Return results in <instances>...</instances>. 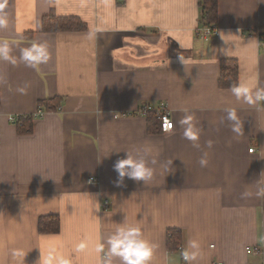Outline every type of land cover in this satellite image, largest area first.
I'll return each instance as SVG.
<instances>
[{"label": "crops", "instance_id": "crops-1", "mask_svg": "<svg viewBox=\"0 0 264 264\" xmlns=\"http://www.w3.org/2000/svg\"><path fill=\"white\" fill-rule=\"evenodd\" d=\"M0 5V41L18 60L0 59V264H103L96 243L122 223L158 245L152 264H185L181 253L192 238L202 246L197 264H264V102L231 92L235 84L264 87L255 34L264 30V0H218L217 32L208 37L198 35L200 0ZM47 15L76 17L86 28L44 32ZM37 41L50 59L30 68L19 62L20 49ZM224 60L238 65L235 78L222 79ZM54 97L59 110L36 118L30 132L9 121ZM162 102L172 111L170 132L131 114ZM226 108L237 110L240 134L223 119ZM186 114L195 117L199 147L178 123ZM145 143L158 153L152 179L125 177L117 186L115 161ZM42 218L54 229L43 230ZM174 231L181 243L170 249Z\"/></svg>", "mask_w": 264, "mask_h": 264}, {"label": "clouds", "instance_id": "clouds-1", "mask_svg": "<svg viewBox=\"0 0 264 264\" xmlns=\"http://www.w3.org/2000/svg\"><path fill=\"white\" fill-rule=\"evenodd\" d=\"M3 5H0L2 8ZM5 26V20L0 18V27ZM12 48L7 40L0 41V59L8 61L13 66L18 63L17 57L11 55ZM50 59L48 46L46 43L33 42L29 46L20 49L19 62L24 63L27 67L36 68L41 64H46ZM21 94H26L27 85L18 89ZM232 94L239 100L248 104H259L264 102V87L255 84H235L231 87ZM226 119L231 124V130L240 134L241 120L237 115L235 108H226ZM223 119L221 122L223 123ZM194 115L186 114L178 123L186 126L184 129V138L194 142V147H199L195 142L198 140L199 129L194 123ZM171 125L169 124V129ZM212 141H208V147H212ZM120 152V151H115ZM125 156L115 161L114 171L118 178L117 186L123 184L124 178L127 177L134 181H143L144 183L152 179L155 169L153 165L157 164L153 148L145 143L141 146L133 145L129 150L124 151ZM112 153V152H111ZM207 153L201 157L199 163L201 167L208 165ZM246 195V194H245ZM83 247V245H81ZM158 245L145 238L141 227L120 224L115 231L104 241H97L95 252L104 253L103 264H113V259L117 258L120 264H152L153 256ZM107 249V250H105ZM202 253L201 241L199 238L189 239L187 246L182 250L181 256L185 264H197ZM17 254L14 252L13 256Z\"/></svg>", "mask_w": 264, "mask_h": 264}, {"label": "trees", "instance_id": "trees-1", "mask_svg": "<svg viewBox=\"0 0 264 264\" xmlns=\"http://www.w3.org/2000/svg\"><path fill=\"white\" fill-rule=\"evenodd\" d=\"M201 7V16L200 23L203 26H210L212 28H217L218 25V0H200ZM86 28V25L76 17H61V16H44L42 19V31L44 32H61V31H72V30H83ZM261 39L263 38V31H258L255 33ZM234 68H230V60H224L223 63V80L233 79L237 76L238 65L234 63ZM236 73L233 74V72ZM1 103V98H0ZM61 99L58 97L48 98L41 100L39 102V108L46 112L59 110V104ZM150 122H154V130L161 131V124L155 113H150L147 116ZM35 120L34 115H21V122L18 125L20 132H30L33 127V121ZM149 122V124H150ZM151 126V125H150ZM153 127V126H152ZM51 223L50 221L48 224ZM44 219H41L40 226L43 227V230L54 229L53 226H44ZM179 234L174 231L171 233L170 238L168 239V246L170 249H176L180 245Z\"/></svg>", "mask_w": 264, "mask_h": 264}, {"label": "built area", "instance_id": "built-area-1", "mask_svg": "<svg viewBox=\"0 0 264 264\" xmlns=\"http://www.w3.org/2000/svg\"><path fill=\"white\" fill-rule=\"evenodd\" d=\"M262 31H263V38L261 39L258 35L257 36L260 39V45L264 47V30ZM216 32H217L216 28H212L210 26H203L198 30V35L202 37H208V36L216 34ZM152 112L155 113L156 116L158 117L160 124H161L162 132H170L174 129L175 123L173 120L172 111L169 108L168 104L165 102L160 103L159 106L157 107H154L149 103H142L140 107H138V109L131 114L136 115V116L147 117ZM44 114L45 112L42 111L40 108H38V111L33 115H34V118L36 119V118L42 117ZM8 119L10 122L15 123L17 125H19L21 122V116L10 115ZM169 124L171 125L170 129H169ZM1 136L2 135L0 131V140H1ZM253 150L254 148H250V152H253ZM94 181H96L95 178H91L89 180V182H94ZM100 205L103 209H108L110 206V202L108 201V199H105L104 201L101 202ZM252 251L254 253L260 252V250L258 249L248 248V252H252ZM213 264H226V263L224 261L217 260Z\"/></svg>", "mask_w": 264, "mask_h": 264}]
</instances>
